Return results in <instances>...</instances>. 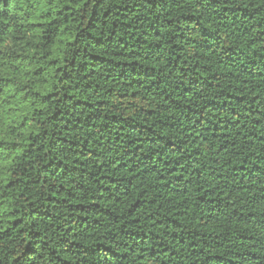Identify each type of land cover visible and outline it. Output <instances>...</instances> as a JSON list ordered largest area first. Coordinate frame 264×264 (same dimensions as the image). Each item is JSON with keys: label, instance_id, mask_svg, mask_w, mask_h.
<instances>
[{"label": "trees", "instance_id": "trees-1", "mask_svg": "<svg viewBox=\"0 0 264 264\" xmlns=\"http://www.w3.org/2000/svg\"><path fill=\"white\" fill-rule=\"evenodd\" d=\"M0 264H264V0H0Z\"/></svg>", "mask_w": 264, "mask_h": 264}]
</instances>
